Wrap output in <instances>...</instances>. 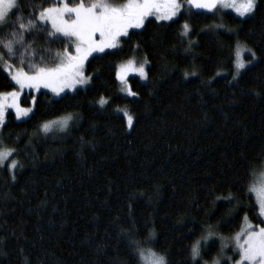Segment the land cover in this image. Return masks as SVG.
<instances>
[{
  "label": "trees",
  "instance_id": "trees-1",
  "mask_svg": "<svg viewBox=\"0 0 264 264\" xmlns=\"http://www.w3.org/2000/svg\"><path fill=\"white\" fill-rule=\"evenodd\" d=\"M31 3L38 12L51 0H23L17 15L29 16ZM191 12L171 26L133 30L139 34L123 51L89 64L88 87L64 99L41 92L31 119L6 117L0 146L14 147L23 167L15 181L0 169V264H137L133 241L149 233L150 246L169 264H192L190 246L209 232L230 237L246 214L259 223L258 209L250 211L256 200L238 178L249 165L253 175L264 169V0L243 18ZM185 21L192 29L186 38L179 35ZM27 42L38 53L49 47L39 37ZM238 43L256 60L233 80ZM137 44L136 59L149 61L148 80L130 76L139 93L130 98L114 68ZM6 77L0 66V92L12 90ZM101 96L111 101L104 108L96 103ZM30 101L22 95V106ZM117 108L134 114L132 129ZM68 112L77 115L68 130L39 132ZM219 243L210 240L200 264L219 255Z\"/></svg>",
  "mask_w": 264,
  "mask_h": 264
},
{
  "label": "snow or ice",
  "instance_id": "snow-or-ice-1",
  "mask_svg": "<svg viewBox=\"0 0 264 264\" xmlns=\"http://www.w3.org/2000/svg\"><path fill=\"white\" fill-rule=\"evenodd\" d=\"M20 2L23 0H0V34L11 29L5 38H0V61H3V71L7 73L6 80L10 81L8 87L12 88L11 91L0 92V127L5 126L6 117L11 114L9 110L15 113L17 120H27L34 116L39 96L32 95L33 92L42 94L41 90H47L53 96L64 99L68 92L77 93L79 89L86 88L94 78L88 74L89 64L106 55L116 54L114 50L123 51V43L130 42L133 35L139 34L133 30H142L147 23H168V26L178 23L183 18L186 6L189 14H193L191 10H196L194 15H215L221 9L230 8L236 16L242 18L252 16L257 9V0H123L119 3L116 0H51L46 7L41 4L38 12L36 5L31 3L33 12L25 17L17 15ZM12 17H15L14 21ZM181 27L179 35L188 37L192 31L189 23L185 21ZM29 37L42 38L49 47L38 53L27 42ZM53 45L60 50L53 52ZM138 52L137 44L133 56L114 68L120 92L130 98L139 97V93L133 89L130 76H138L141 81L148 80L146 66L149 61L147 58L143 62L138 61ZM244 53L250 54V58L245 60ZM255 60L256 54L251 48L237 44L232 61L235 68L232 79L237 80L242 71ZM188 75L185 73L186 79ZM190 75L195 76L196 72ZM26 89L30 90L28 95L31 96V106L28 107L21 103V96ZM110 102V98L105 96L96 101L100 108ZM116 111L122 114L127 127L132 129L134 114L128 108H117ZM76 118L75 113L68 112L43 122L39 132L47 135L54 130L66 131ZM0 145H3V141H0ZM15 153L14 147L0 146V169H6L13 181L16 179V170L23 167L20 161L13 158ZM252 168L248 166L244 177L238 178V183L241 184V191L246 188L249 194L255 195L256 205L250 211L258 209L259 223L254 227L247 223L248 217L245 215V226L233 237V251L239 256L235 264H264V184L258 186L252 182ZM247 198L251 199L252 196L248 195ZM224 199L232 204L234 197L229 195ZM238 210L239 204L232 211L238 213ZM211 237L212 233L209 232L208 237L198 239L190 246L192 264H200L205 254L203 248L208 245ZM153 238L154 233H149L147 240L133 241L137 264H169L165 255L157 253L150 246ZM232 259L234 257L225 258L224 264ZM214 264H220V261L216 260Z\"/></svg>",
  "mask_w": 264,
  "mask_h": 264
},
{
  "label": "rangeland",
  "instance_id": "rangeland-1",
  "mask_svg": "<svg viewBox=\"0 0 264 264\" xmlns=\"http://www.w3.org/2000/svg\"><path fill=\"white\" fill-rule=\"evenodd\" d=\"M191 11H196L195 9H193V10H191ZM183 12H186V13H188L189 12V10H188V8H187V6L185 7V9L183 10ZM224 13H231V14H233V15H235L236 16V14L229 8V9H221L219 12H217L216 13V15L217 16H221V15H223ZM210 14H212V13H210ZM238 17V16H237ZM240 18H242V17H240ZM217 28H220V29H223V27H217ZM238 44H240L241 46H244V47H246L245 45H243V44H241V43H238ZM235 50H236V47H235ZM234 54H235V51H234ZM244 57H245V60H247V59H249L250 58V54H248V53H244ZM137 60L138 61H140V62H143V58H137ZM11 62V61H10ZM0 66H1V68H2V70H3V61H0ZM17 67L19 66V65H16ZM147 67V66H146ZM4 72V71H3ZM234 72H235V68H234ZM5 73V75L7 76V73L6 72H4ZM138 77V76H137ZM139 78V77H138ZM89 86V85H88ZM87 86V87H88ZM119 88H120V85H119ZM29 91L30 90H25L24 91V93L23 94H25V93H29ZM41 92H44V93H47V94H50L51 96H53L51 93H48L47 92V90H41ZM22 94V95H23ZM33 95H37L38 93H32ZM22 97V96H21ZM53 97H55V96H53ZM26 107H28V106H26ZM13 115H14V117H15V113L14 112H12L11 110H9ZM15 119H16V117H15ZM17 120V119H16ZM17 121H21V120H17ZM1 128V127H0ZM53 132H61V131H59V130H54ZM53 132H51V133H53ZM49 135V134H48ZM252 182L253 183H256L258 186L260 185V184H264V169L262 170V171H258V172H256V174L255 175H253V179H252ZM253 196H254V198H255V200H256V197H255V195L253 194ZM247 223H250V221L249 220H247ZM251 224V223H250ZM252 225V224H251ZM242 226H245V220L243 221V224H242ZM242 226H241V228H242ZM255 227V226H254ZM241 228H240V230L237 232V233H239L240 231H241ZM212 233V232H211ZM237 233H235L234 235H232V236H230V237H218L215 233H212V237L208 240V243L210 242V240L211 239H213V237H216L217 239H219V244H220V246H221V249H220V253H219V255L217 256V257H215L213 260H212V262L211 263H205V264H214V261H216V260H219L220 261V264H222V263H224V260H225V258H227V257H234V259H232V260H230V261H228V264H235V260H238L239 259V256H238V254H236L234 251H233V249L235 248V241L233 240V237L237 234ZM209 236V234L208 235H205V237H203L201 240H203L204 238H206V237H208ZM227 244V247H225V245Z\"/></svg>",
  "mask_w": 264,
  "mask_h": 264
}]
</instances>
